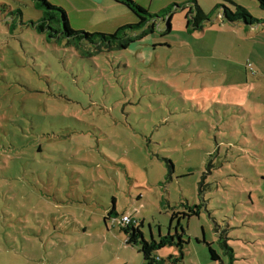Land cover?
<instances>
[{"label": "rangeland", "instance_id": "rangeland-1", "mask_svg": "<svg viewBox=\"0 0 264 264\" xmlns=\"http://www.w3.org/2000/svg\"><path fill=\"white\" fill-rule=\"evenodd\" d=\"M135 1L161 15L172 6V31L162 35L164 20L129 48L96 52L37 31L35 0H0V264H149L112 222L124 213L148 240L188 241L182 260L166 246L154 264H264V24L255 45L223 16L264 10L196 0L210 20L188 33L193 0ZM48 2L76 30L138 22L115 0Z\"/></svg>", "mask_w": 264, "mask_h": 264}, {"label": "trees", "instance_id": "trees-1", "mask_svg": "<svg viewBox=\"0 0 264 264\" xmlns=\"http://www.w3.org/2000/svg\"><path fill=\"white\" fill-rule=\"evenodd\" d=\"M116 2L125 5L129 8L137 17L138 22L134 24L122 25L114 33L105 32H89L84 30H76L70 24L67 12L64 8L56 6L48 2V0H35V6L43 11V17L39 24H34L37 31L46 33L49 38L67 39L69 44L75 45L79 50L84 48V45H91L95 48L96 52L113 51L116 49L129 48L132 43L143 39L149 34L156 31L159 23L164 20L167 21V26L162 31V35L169 34L172 31V19L174 14V8L168 6L165 8L164 15L154 14L146 9L135 0H115ZM261 9L264 10V0H257ZM194 3V5L192 4ZM181 5L176 4L179 8ZM188 11L186 13V29L188 33L195 31H202L205 28L206 22L210 20L209 15L200 7V5L193 0L189 6H184ZM223 16L233 24H245L255 25L264 24V20L252 16L250 11L241 6L235 4V8L229 6L224 7ZM161 26V25H160ZM84 51V50H82ZM115 207L110 211L109 217H112V213L115 212ZM200 213V205L190 206L189 212H184L183 216H193ZM125 214V213H124ZM179 212H174L171 216V222L175 218H180ZM117 217H113L112 220ZM180 221L178 225H180ZM140 224H131L127 227H122L127 235L126 242L130 245H139V251L143 253L144 259L149 264L158 262L161 258L156 256V251L165 248L166 246H177L180 251L179 258H175V262L182 260L184 257V244L185 241L183 235L176 232H171L166 236H161L158 240L152 238L148 240L144 237ZM185 230L183 229V232ZM178 237V240H176ZM224 236H221L220 243L226 248L227 251L232 252V249L224 241ZM212 260H221L220 254L213 248L211 243L207 242ZM170 258L172 255H169ZM176 257V256H175Z\"/></svg>", "mask_w": 264, "mask_h": 264}, {"label": "crops", "instance_id": "crops-1", "mask_svg": "<svg viewBox=\"0 0 264 264\" xmlns=\"http://www.w3.org/2000/svg\"><path fill=\"white\" fill-rule=\"evenodd\" d=\"M65 9V8H64ZM66 12H67V15H68V11L67 9H65ZM68 18H69V15H68ZM70 21V19H69ZM235 27V26H234ZM244 32L246 35H247V38L244 39L243 42H246V41H250L252 42L253 44H257V42L255 41V39L257 38V36L260 34V31H261V28L259 27L258 28V25H243V26H236L234 29H233V33H236L238 35H240V32ZM241 40V39H240ZM240 40L238 41L240 43ZM253 52V51H252ZM257 63H255L256 65ZM259 65V64H258ZM170 255H174L173 253H171ZM212 259V258H211Z\"/></svg>", "mask_w": 264, "mask_h": 264}, {"label": "built area", "instance_id": "built-area-1", "mask_svg": "<svg viewBox=\"0 0 264 264\" xmlns=\"http://www.w3.org/2000/svg\"><path fill=\"white\" fill-rule=\"evenodd\" d=\"M247 68L248 70H250L252 74H256V71L252 63L248 62ZM112 222L114 225H120L121 227H127L128 225L138 223L137 219L132 214L129 213L123 214V216L120 218H114Z\"/></svg>", "mask_w": 264, "mask_h": 264}]
</instances>
